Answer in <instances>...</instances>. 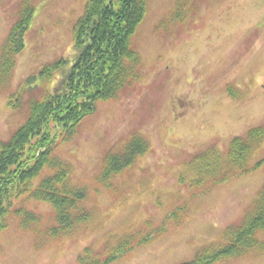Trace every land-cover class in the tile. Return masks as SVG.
<instances>
[{"label": "rangeland", "instance_id": "1", "mask_svg": "<svg viewBox=\"0 0 264 264\" xmlns=\"http://www.w3.org/2000/svg\"><path fill=\"white\" fill-rule=\"evenodd\" d=\"M19 1L0 0V48ZM86 1L34 0L25 46L8 87L0 88L1 140L24 123L29 101L51 91L73 64V28ZM177 4L181 17L169 19ZM131 43L141 56V78L116 98L98 101L55 150L71 165L73 182L88 191L91 223L74 236L46 238L52 206L22 196L11 209L23 207L38 222L24 229L19 216L7 219L0 228V264H77L85 247L100 252L107 240L143 230L147 221L159 226L173 208L186 205L180 225L109 263L177 264L218 241L251 207L264 184V162L205 192L179 177L194 154L211 146L225 153L233 137L264 123V0H146ZM61 59L65 63L50 78L40 75ZM134 134L148 150L105 187L97 178L103 156ZM263 158L264 142L252 162ZM215 264H264V254Z\"/></svg>", "mask_w": 264, "mask_h": 264}, {"label": "trees", "instance_id": "2", "mask_svg": "<svg viewBox=\"0 0 264 264\" xmlns=\"http://www.w3.org/2000/svg\"><path fill=\"white\" fill-rule=\"evenodd\" d=\"M180 8L177 4L169 19L180 18ZM34 9V0L19 1L17 18L1 44L2 90L8 87L17 55L25 46ZM145 12L146 0L86 1L73 28V64L62 71L51 91L29 101L24 123L8 139H0V228L15 214L20 217V227L34 229L37 215L23 207L11 209L22 196L52 206L54 223L46 228V238L71 237L91 223L94 212L85 204L88 191L73 182L71 165L55 150L60 142L70 139L84 117L93 113L98 101L116 98L121 89L141 78L142 60L131 38ZM63 63L61 59L46 64L40 75L50 78ZM263 142L264 123L233 137L225 153L211 146L194 154L179 180L205 192L248 173L264 162V158L252 162ZM147 150L148 142L142 136L131 135L121 148L103 156L99 182L111 187L112 180L131 168ZM187 214L186 205H178L159 226L152 227L147 221L143 230L107 240L100 252L87 246L77 264H109L180 225ZM251 253L264 254V184L239 223L227 226L218 241L202 246L193 258L177 264H215Z\"/></svg>", "mask_w": 264, "mask_h": 264}]
</instances>
